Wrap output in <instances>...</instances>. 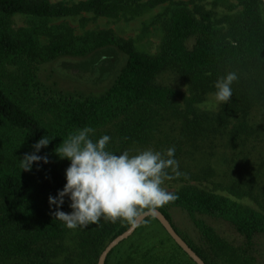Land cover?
Instances as JSON below:
<instances>
[{
  "label": "trees",
  "instance_id": "1",
  "mask_svg": "<svg viewBox=\"0 0 264 264\" xmlns=\"http://www.w3.org/2000/svg\"><path fill=\"white\" fill-rule=\"evenodd\" d=\"M142 1L0 0V70L15 68L16 82L30 83L41 64L58 59L62 60L61 71L73 73L65 75L85 83L115 77L101 95L58 99L55 119L47 123L18 100L0 75V258L52 264V255L41 245L71 231L54 218L48 202L49 195L66 183L67 166L55 149L69 134L118 121L121 136L130 143H141L153 137L157 121L168 119L177 125L178 133L156 138L155 145L175 147L179 161L184 157L190 163L197 161V171L182 169V175L200 180L220 177L216 185L223 188L222 192L197 186L170 191L178 198L158 210L206 264H260L257 238L264 234L263 0H237L242 8L227 30L215 25L211 11H201L196 19L187 9L176 10L156 55L141 53L132 41L105 30L77 35L66 23L50 25L51 20L84 14L104 18L139 15L145 7L168 0ZM17 15L27 17V26L12 27ZM39 36L47 37L48 42L42 44ZM121 55L126 61L120 69ZM163 71L176 73L189 93L156 84ZM229 72L238 76L230 102L222 104L218 112L199 110L198 104L216 91L217 79ZM45 135L51 140L38 154H46L49 162L39 169L35 163L31 171L21 169L23 156L33 152V145ZM252 138L253 145H249ZM222 160L225 170L220 171L215 165ZM242 198L256 202L259 208L243 204ZM173 208L188 214L198 231L197 240L184 237L175 227ZM62 210L71 211L67 202ZM205 217L227 222L243 237V243L234 247ZM152 220L160 224L153 216L143 223ZM131 225L101 219L81 228V255L87 264H97L109 242ZM165 232L163 238L148 232L130 237L109 254L106 264H196ZM33 253L38 259H32Z\"/></svg>",
  "mask_w": 264,
  "mask_h": 264
},
{
  "label": "rangeland",
  "instance_id": "2",
  "mask_svg": "<svg viewBox=\"0 0 264 264\" xmlns=\"http://www.w3.org/2000/svg\"><path fill=\"white\" fill-rule=\"evenodd\" d=\"M51 1L54 3L62 1L72 4L79 0ZM145 1L146 0H143L142 2ZM181 8L190 11L196 19H200L201 11H211L213 13L215 25L227 30L230 27V20L239 13L242 7L237 0H168L156 7H145L139 15L122 14L117 18H104L95 17L91 14H84V17L51 20L50 25L58 26L59 24L66 23L75 29L77 35H82L87 31L105 30L117 38L132 41L135 49L141 53L156 55L161 51L168 34L172 15L176 10ZM27 23L28 19L25 16L17 15L12 18V27L15 29L27 26ZM39 40L42 44L48 42V38L45 36H39ZM193 42L194 39H192L189 44L191 45ZM121 56L122 62L120 69L126 61V56ZM60 61L62 60L58 59L41 64L38 68L37 75L30 83L25 81L16 82V73L18 72H16L15 68L9 66L6 71L2 69L0 70V75L3 81L15 91L18 100H20V102H22L32 113L47 123H52L55 119V112L57 110L56 101L61 97L98 96L104 93L113 84L115 79V77H111L98 84L85 83L65 75L69 72L72 73V71H61L58 66ZM155 82L159 85L174 87L185 93H189L188 87L173 71H163L156 77ZM214 93L215 92L208 93L206 99L198 104L199 110L205 112H218L220 110L222 104L216 102ZM116 122L118 121L108 123L101 128L94 130V132L90 134L93 140H96L105 134L109 135L111 140L107 148L109 151L116 154L128 151L130 155H135L139 151L145 149H152L164 153L167 150V147H159L158 145H155L156 138L174 137L178 133V127L172 123L173 120L165 119L161 120V122L157 121L153 137L150 138L152 140L147 139L141 143H130L127 141L126 137L120 135ZM252 140L253 138L249 140V145H253V142H250ZM60 160L63 165H66L67 167L69 166L70 161L68 159L60 158ZM177 161L181 173L184 171L182 169L190 168L191 172H195L199 169V165H195V162L197 161L190 163V159H187L186 157L183 158V161ZM224 162L225 160L220 161L215 167L217 169L220 168V171L225 170ZM170 174L173 175V178L165 180L162 185L167 191H175L183 187L191 186L215 191L218 188L216 184L222 180V178L216 176L211 180H200L190 175L181 174L180 176H175V174ZM222 188L223 187H221V189L218 188V192H222L220 191ZM241 202L252 208H259L256 202H253L248 198H242ZM170 213L175 227L184 237L198 239V231L195 229V226L184 210L173 208L170 210ZM205 218L220 236L226 239L234 247H238L243 243V237L227 222L220 219ZM123 222L125 223L127 221ZM80 229L81 228L71 229V231L63 238L41 245L43 251L52 255V264H87V260L81 255L82 247ZM146 232L151 233V235L156 236L157 238L167 236L163 227H161L156 221L152 220L141 224L131 237L140 236ZM257 243L260 264H264V234L258 236ZM32 259H38V255L33 253ZM0 264H30V260L0 258Z\"/></svg>",
  "mask_w": 264,
  "mask_h": 264
},
{
  "label": "clouds",
  "instance_id": "3",
  "mask_svg": "<svg viewBox=\"0 0 264 264\" xmlns=\"http://www.w3.org/2000/svg\"><path fill=\"white\" fill-rule=\"evenodd\" d=\"M238 80L235 72H229L215 82V100L229 103L233 96L232 85ZM94 129L84 127L69 134L55 151L61 159H68L65 169L66 183L55 195H49L51 214L69 229L87 228L101 219L127 221L137 225L147 213L174 202L177 194L167 191L165 180L180 176L179 163L175 159V147L164 153L145 149L135 155L128 151L116 154L108 150L111 137L107 134L96 140L91 138ZM51 139L42 136L34 145V151L21 159V169L31 171L49 162L40 155ZM68 203L71 211L62 210Z\"/></svg>",
  "mask_w": 264,
  "mask_h": 264
},
{
  "label": "water",
  "instance_id": "4",
  "mask_svg": "<svg viewBox=\"0 0 264 264\" xmlns=\"http://www.w3.org/2000/svg\"><path fill=\"white\" fill-rule=\"evenodd\" d=\"M264 3V0H263ZM150 216L155 217L171 238L175 241L178 246H180L185 253L196 263V264H206V262L189 246V244L180 236V234L173 227L169 219L160 211L156 210L154 213H145L137 223V225H131L126 231L115 237L105 249L100 254L97 264H106V260L109 254L117 248L124 241L128 240L139 228V226Z\"/></svg>",
  "mask_w": 264,
  "mask_h": 264
}]
</instances>
